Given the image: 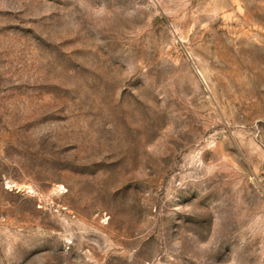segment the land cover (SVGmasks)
Returning a JSON list of instances; mask_svg holds the SVG:
<instances>
[{
  "label": "rangeland",
  "instance_id": "rangeland-1",
  "mask_svg": "<svg viewBox=\"0 0 264 264\" xmlns=\"http://www.w3.org/2000/svg\"><path fill=\"white\" fill-rule=\"evenodd\" d=\"M0 264H264V0H0Z\"/></svg>",
  "mask_w": 264,
  "mask_h": 264
}]
</instances>
